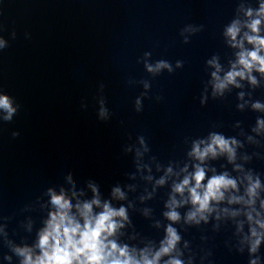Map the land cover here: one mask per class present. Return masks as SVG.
<instances>
[{
    "label": "water",
    "instance_id": "95a60500",
    "mask_svg": "<svg viewBox=\"0 0 264 264\" xmlns=\"http://www.w3.org/2000/svg\"><path fill=\"white\" fill-rule=\"evenodd\" d=\"M261 4L0 0V96L15 109L6 120L0 108V264H22L18 248L39 255L40 232L55 210L53 193H63L78 218L76 205L94 198L100 206L93 205V214L106 202L125 208L127 220L115 218L123 227L109 239L137 259L142 252L151 259L171 226L180 239L158 264L173 258L264 264V228L257 223H264V127L258 123L264 121V73L253 68L255 83L246 73L222 92L212 75L219 65L223 79L239 52L254 50L246 33L264 38ZM256 19L253 33L247 25ZM236 22L243 49L226 34ZM161 62L168 67L155 70ZM214 134L236 141L231 161L227 153L202 162L191 155ZM197 165L205 170L204 184L225 174L236 182L222 200L210 202L206 220L196 217L199 223L187 220L195 211L188 192L195 181L183 194L174 191ZM117 188L123 198L114 195ZM233 197L242 199L230 203ZM172 210L178 221L166 217ZM253 228L261 239L255 253Z\"/></svg>",
    "mask_w": 264,
    "mask_h": 264
},
{
    "label": "clouds",
    "instance_id": "9594fccd",
    "mask_svg": "<svg viewBox=\"0 0 264 264\" xmlns=\"http://www.w3.org/2000/svg\"><path fill=\"white\" fill-rule=\"evenodd\" d=\"M251 14V11H249L248 15L251 16ZM258 15L264 16V4H261ZM259 25L260 20L256 19L247 26L253 33H258ZM239 31L238 22H236L228 28L226 34L235 42L233 46L243 49V41H236ZM245 38L250 44L254 45V50H242L238 53L237 64L240 66L239 71L236 70L237 64H234L232 70L221 79L217 75V72L220 71L219 65H215L217 71L213 72L212 75L216 81L214 85L216 92H222L228 84L235 83L236 77L244 78L246 73L249 74V80L255 83V79L250 75L253 68L264 73V56L260 55V52L264 50V38L258 35H248L247 33ZM210 63L215 64V61ZM162 67H168V65L161 62L157 64L155 70ZM148 70L154 71L151 67ZM254 107L260 108L261 105L256 104ZM0 108L5 109L8 113L5 119H11L15 109L7 96H0ZM104 114L102 109L101 115L103 116ZM258 123L260 127H264V121H259ZM210 140L211 142L203 149L200 147V144L204 143L203 141L195 144L191 155L201 162L209 156L215 158L223 153L228 154L230 161L234 158L235 151L232 145L236 144L235 140L229 141L223 136L216 134L212 135ZM169 171L171 170L169 169ZM190 179L195 181L194 187L188 188L190 200L195 211L188 214L187 220L195 221L196 223H199V220L196 219L198 215L200 219L206 220L207 217L204 213L212 211L210 208L211 201L219 202L224 197V191L236 187V182L227 178L226 174L213 176L204 184L205 170L197 165L195 173L191 177H185L182 183L175 185L174 191L183 194L190 183ZM158 183L162 184L163 180ZM258 187L259 181L251 184L248 188L249 197L256 195ZM114 195L123 198V193L120 192L119 188L114 189ZM240 199L233 197L229 202L238 203ZM253 202L252 199L247 201L248 204ZM51 203L54 205L55 210L49 213L46 227L40 232L37 245L40 250L39 255L34 256L29 248L16 249L17 253L24 257L22 264H158L162 256L170 254L175 249L180 239L175 229L169 226L167 228V238L162 243L160 250L151 259L143 252L141 253V258L137 259L130 254L127 246L120 247L114 240L109 239L116 233L118 228L123 227V224L119 223L115 218L119 217L122 220H127L125 208L121 207L116 210L106 202L101 212L93 214V205L100 206V201L94 198L89 202H84L82 205L79 203L76 205L79 214L78 218L72 212L73 205L71 201L66 199L63 193L60 195L53 193ZM176 206L177 202L173 199L169 207L174 209ZM261 206L264 207V202H262ZM165 215L173 222L178 221L180 218L179 213L175 210L169 211ZM248 218L251 220V215ZM257 223L260 224L261 228H264V223L259 221ZM251 231L255 239L251 242L250 252L255 253L261 243V239L254 228ZM166 264H182V261L173 258L166 261ZM251 264H257V261L252 260Z\"/></svg>",
    "mask_w": 264,
    "mask_h": 264
}]
</instances>
